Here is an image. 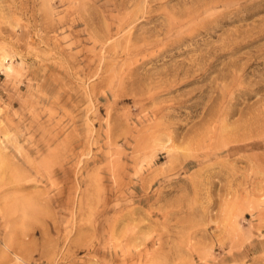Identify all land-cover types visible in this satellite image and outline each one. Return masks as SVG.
I'll use <instances>...</instances> for the list:
<instances>
[{"label":"rangeland","instance_id":"374dc122","mask_svg":"<svg viewBox=\"0 0 264 264\" xmlns=\"http://www.w3.org/2000/svg\"><path fill=\"white\" fill-rule=\"evenodd\" d=\"M0 264H264V0H0Z\"/></svg>","mask_w":264,"mask_h":264},{"label":"bare ground","instance_id":"6f19581e","mask_svg":"<svg viewBox=\"0 0 264 264\" xmlns=\"http://www.w3.org/2000/svg\"><path fill=\"white\" fill-rule=\"evenodd\" d=\"M16 257H17V259H18V260H20V261L22 260V258H21V257H19L18 255H17ZM22 261H23V260H22Z\"/></svg>","mask_w":264,"mask_h":264}]
</instances>
